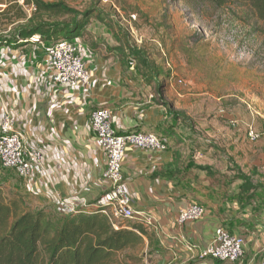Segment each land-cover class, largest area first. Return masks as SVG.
<instances>
[{
    "label": "crops",
    "instance_id": "0c3cea01",
    "mask_svg": "<svg viewBox=\"0 0 264 264\" xmlns=\"http://www.w3.org/2000/svg\"><path fill=\"white\" fill-rule=\"evenodd\" d=\"M0 41L7 39L4 34ZM0 44V123L4 115L17 120L16 128L31 151L41 154L26 176L0 170V185L22 195L31 211L45 209L60 223L68 215L60 207L67 198L83 199L78 209L93 211L107 190L102 175L106 160L94 143L90 116L107 111L119 133H162L158 107L142 93L139 82L108 66L105 55L87 57L90 82L77 91L55 86L45 66L40 44ZM87 55V53H86ZM117 64V63H116ZM111 68V69H109ZM162 127V128H161ZM156 131V132H154ZM161 131V132H159ZM164 152L126 146L122 179L131 207L157 225L144 264H215L199 253L224 228L244 238V256L235 263L260 264L264 201L253 187L226 167L225 158L211 147L198 149L185 139L165 134ZM231 163V162H230ZM192 204L205 209L203 217L178 227L179 211ZM147 253V241L144 240ZM189 247V249H188Z\"/></svg>",
    "mask_w": 264,
    "mask_h": 264
},
{
    "label": "rangeland",
    "instance_id": "374dc122",
    "mask_svg": "<svg viewBox=\"0 0 264 264\" xmlns=\"http://www.w3.org/2000/svg\"><path fill=\"white\" fill-rule=\"evenodd\" d=\"M13 1L18 0L8 3ZM43 1H64L75 9L89 2ZM98 7L111 28L93 19L76 39L86 62L91 54H104L108 66L142 80L140 89L158 107L162 129L199 150L212 147L232 167L228 170L251 178L248 184L264 201V137L250 142L246 135L249 127L264 134V38L254 30L262 24L239 5L213 9L190 0H112ZM4 19L0 12V31L6 30ZM181 48L192 50L190 59ZM160 67L172 77L162 98L149 83Z\"/></svg>",
    "mask_w": 264,
    "mask_h": 264
},
{
    "label": "trees",
    "instance_id": "16d2710c",
    "mask_svg": "<svg viewBox=\"0 0 264 264\" xmlns=\"http://www.w3.org/2000/svg\"><path fill=\"white\" fill-rule=\"evenodd\" d=\"M20 1L22 6L35 8L29 18L18 1L0 0V6H6L1 13L6 30L0 32L7 38L0 44L6 42L4 40L12 46L29 43L33 36H38L45 45L58 40L72 41L82 36L93 19L111 28L106 15L98 7V0H88L81 9L70 7L64 1ZM179 1L187 3L189 0ZM190 1L213 9L245 6L262 24L254 30L264 38V0ZM180 51L187 59L191 58V49L181 48ZM157 69L153 73L155 78L149 83L162 98L171 87L172 77L165 67ZM162 133L154 134L168 146L167 131ZM0 170H3L1 166ZM241 177L246 183L251 181V178ZM153 235L154 231L135 222L123 220L112 225L96 211L77 212L56 223L51 220L50 212L45 209L31 211L22 195L0 185V264H144L145 258L150 259L145 256L151 253ZM144 240L148 244L146 254Z\"/></svg>",
    "mask_w": 264,
    "mask_h": 264
},
{
    "label": "built area",
    "instance_id": "2783aa9c",
    "mask_svg": "<svg viewBox=\"0 0 264 264\" xmlns=\"http://www.w3.org/2000/svg\"><path fill=\"white\" fill-rule=\"evenodd\" d=\"M101 4H111L112 0H99ZM29 18L35 11L33 6H22ZM6 8L0 6V12ZM3 9V10H1ZM38 36L30 38V44H40ZM76 39L72 41L58 40L55 43L44 45L45 66L52 72V82L60 89L77 91L81 87H87L90 75L87 69L84 47ZM0 78H4L1 76ZM177 83H181L178 81ZM17 120L10 114H5L0 123V166L3 170L13 171L18 176L29 174L33 164H38L41 154L28 149L22 134L16 128ZM90 126L94 136V143L106 160V169L102 175L107 184V190L95 203L93 211L78 209V204L83 199L67 198L60 201V207L66 214L73 215L77 212L100 213L109 223L115 225L119 221L139 223L150 231L156 232L157 225L148 215L137 212L131 207L130 197L125 189L122 179V154L126 146L136 150L150 152H164L167 149L166 142L153 132H126L119 133L111 125L107 111H94L90 116ZM247 139L256 142L264 137L255 132L252 127L247 130ZM205 209L197 204H192L179 211L176 217L178 227L195 222L203 217ZM262 232V260L264 264V224ZM244 238L235 236L224 228H218L210 244L199 253V257L211 263H235L244 253ZM189 249V247H188Z\"/></svg>",
    "mask_w": 264,
    "mask_h": 264
}]
</instances>
